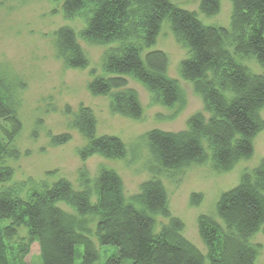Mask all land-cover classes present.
I'll return each mask as SVG.
<instances>
[{
	"label": "trees",
	"instance_id": "obj_1",
	"mask_svg": "<svg viewBox=\"0 0 264 264\" xmlns=\"http://www.w3.org/2000/svg\"><path fill=\"white\" fill-rule=\"evenodd\" d=\"M52 1L61 2L65 17H84L82 38L110 45L102 54L103 74L96 75L92 69L87 88L93 95L108 96L111 112L133 119L142 115L138 93L128 86V77L165 106L182 102L178 81L167 74V54L153 48L164 21L186 49L179 74L201 97L203 109L191 114L183 129L154 128L145 133L153 176L143 180L129 198L119 174L106 167L93 179L81 174L79 188L61 177L39 183L25 196L15 184L1 189L0 264H31L34 253L41 264H74L76 245L83 247L81 264H94L101 245L116 249L104 264H255L257 246L250 239L264 232V157L220 193L215 217L198 216L205 254L183 235L184 224L171 213L166 188L157 175L207 158L215 170L227 171L252 155L254 138L264 127V0H229L228 27L206 24L195 11L171 0ZM219 8L220 0H199L198 10L207 17ZM53 42L56 57L66 67L88 66L71 27H58ZM246 58H253L261 72L249 69L242 62ZM10 94V84L0 77V120L8 124V128L0 126L7 142L0 140V183L13 174L4 159L19 155L9 146L21 129ZM70 126L86 139L78 150L81 160L94 153L109 159L127 155L118 136L96 134V118L89 107L80 106ZM69 139L68 132L49 134L51 145ZM199 200V195L190 197L191 204ZM157 217L165 221L158 222ZM21 226L28 238L15 243L12 240Z\"/></svg>",
	"mask_w": 264,
	"mask_h": 264
},
{
	"label": "rangeland",
	"instance_id": "obj_2",
	"mask_svg": "<svg viewBox=\"0 0 264 264\" xmlns=\"http://www.w3.org/2000/svg\"><path fill=\"white\" fill-rule=\"evenodd\" d=\"M171 2L195 11L206 24L229 26V0H220L219 11L210 17L199 12V0ZM63 25L71 27L77 34L89 61L86 68L66 67L56 57L54 31ZM84 26L82 15L65 17L61 2L0 0V77L10 84V98L21 123L20 131L9 145L16 148L19 155L4 159V164L12 168L13 174L10 180L0 183V190L15 184L20 188V194L25 196L39 183H51L61 177L79 188L81 174L85 173L93 179L101 168L106 167L119 174L125 196L129 198L138 191L143 180L153 176L149 171L150 157L145 133L154 128L167 131L183 129L187 118L203 109L201 97L194 91L192 84L179 74V63L186 56V49L175 40L168 23L164 21L153 48L167 54V74L178 81L182 102L165 106L155 101L143 84L128 77V86L138 93L142 115L133 119L111 112L108 96L93 95L87 88L92 69L96 75L103 74L102 54L110 45L94 44L82 38L79 33ZM242 62L252 71L261 72L253 58L242 59ZM80 106L92 110L96 118L97 135H115L125 143L127 155L124 158L109 159L94 153L81 160L78 150L85 145L86 139L70 126ZM261 115L264 120V109ZM0 126L8 128V124L2 120ZM63 132H68L70 139L63 144L51 145L49 134ZM0 140L7 144L1 128ZM263 157L264 127L254 138L252 155L240 160L230 170H215L207 158L204 162L180 170H164L157 175L166 188L171 213L184 224L183 235L204 254L206 248L197 229L198 216L209 214L215 217L214 205L220 193L237 184L242 172L255 167ZM192 194L200 196L196 204L190 202ZM58 205L73 212L63 202ZM157 220L165 221L161 217H157ZM91 225L94 228V223ZM27 238V229L21 226L12 241L17 243ZM250 242L257 246L255 264H264V232H257ZM115 250L113 246L101 245L99 258L94 264H104L108 255ZM82 251V245L75 246L74 264H81ZM30 261L31 264H41L40 256L35 253Z\"/></svg>",
	"mask_w": 264,
	"mask_h": 264
}]
</instances>
